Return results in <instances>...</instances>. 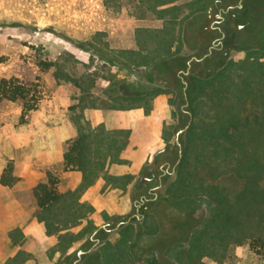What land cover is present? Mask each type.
Returning a JSON list of instances; mask_svg holds the SVG:
<instances>
[{"label":"rangeland","instance_id":"374dc122","mask_svg":"<svg viewBox=\"0 0 264 264\" xmlns=\"http://www.w3.org/2000/svg\"><path fill=\"white\" fill-rule=\"evenodd\" d=\"M186 1L0 0V77L14 76L39 90L32 110L24 111L20 101L0 103V167H13L7 156L11 141L18 148L19 143L27 144L17 153L22 156L40 148L56 126L63 135L67 126L74 133L60 140L61 151L81 131L98 140L99 152L90 157L86 173L64 170L63 162L42 166L57 176L64 171L80 174L62 200L35 215L45 233L56 236L58 264H72L78 251L77 264L83 259L100 261L98 245L106 234L98 227L108 215H97L95 200L84 197L99 179L104 181L102 194L116 190L130 195L131 210L122 219L135 212L139 185H156L139 204L141 225L134 248L139 257H153L156 252L148 249L163 239L162 264H264V244L255 240L264 239V0L246 5L248 16L233 21L226 17L227 53L189 67L191 55L205 51L198 52V41L200 35L205 39L203 28L215 19V11L209 19V12L191 17L194 6ZM182 79L187 106H182ZM135 109L142 117L153 115L160 121L158 141L137 171L111 174L114 164L130 165L132 159L121 157L130 141L136 150L145 146V139L137 135L138 140H131V128H108L104 120L93 125L85 113H111L109 119L121 123L125 113ZM179 129L180 150L175 140ZM109 138L115 139L111 154L106 153ZM162 162L168 164L167 173L158 183ZM152 174L155 180L146 179ZM219 197L235 202L233 214L243 223L242 240L192 244L210 222ZM154 225L160 227L156 235ZM132 231L117 233L124 248L132 242Z\"/></svg>","mask_w":264,"mask_h":264},{"label":"crops","instance_id":"0c3cea01","mask_svg":"<svg viewBox=\"0 0 264 264\" xmlns=\"http://www.w3.org/2000/svg\"><path fill=\"white\" fill-rule=\"evenodd\" d=\"M216 1L219 0H188L186 1V5L192 4L194 6L193 9L190 7V9H192L191 17H197V15L203 13L207 14V12H209L206 17L209 19L212 18V11H217L215 7ZM217 17L218 16H215V19ZM215 19L211 20L210 23L203 28L204 30L208 29L211 35L217 31L215 30V26L220 25ZM212 26L215 28H212ZM228 26H230V21L228 22ZM203 32L201 31L199 34ZM206 34H208V32ZM199 43L200 40L198 41V44ZM227 51L228 50H226L225 53H227ZM217 71L215 74L219 72ZM85 114L93 125L104 120L108 128L122 126L131 128V140L134 138L138 140L139 135L142 139H145V146L137 148L136 150H133V143L130 141L128 147L121 154L122 158L132 159L130 165L114 164L109 168L111 174L117 175L137 171L138 166L143 161L147 152L155 145L156 141H158L159 131L157 124L159 125L160 121L158 123L153 115L142 117L141 111L138 109L126 112L125 119L121 123H118L114 119H109L111 113L104 112L103 114L105 117H101L103 116L102 113L96 110H87ZM73 134L72 127L70 128L67 126V130L63 135L59 132V127L56 126L50 133V139L43 140V143L41 142L42 144L39 146L40 148L37 150L30 149L29 152H25L22 156L17 153L21 150L24 151L23 148H26L27 144L23 145L19 143L18 148L13 141L10 142V149L7 156L14 162L12 176L16 179L11 185H3L0 183V264H36L37 261L39 264H58L59 253L54 249L57 242L56 236L47 235L43 224L36 220L35 215L40 209L35 203L32 189L39 181L45 178V172L44 169H42L43 165L47 166L51 163L56 165L62 164L63 150L61 151L59 142L64 137L68 138L74 136ZM144 147L147 149L146 152H144ZM164 150L165 149H163V151ZM4 168L3 166L0 167V176ZM165 173H167V171H165ZM57 178L58 182L56 188L59 192L63 193L68 188L72 189L75 187L79 182L80 174L77 171H64L61 172ZM142 178L143 175H141L140 179ZM162 180L161 178V181ZM150 181L152 180L150 179ZM161 181L158 183H161ZM103 185L104 181L99 179L84 194V197L95 200L97 215H100V212H106V215H108V218L100 223L98 227V229L106 234V237L101 239L102 242L98 245L100 247L99 251L101 253V258L100 261L98 260L95 263L83 259L82 261H78V264H147L146 254L144 256L140 255L139 257V253L136 254L134 250V248H136L135 242L139 240L137 233L141 225V222L138 221L139 205L136 204L137 200L134 199L136 209L135 212L131 214L134 220L131 221V217L122 219L130 213L131 209L130 206H128L130 202V198L128 199V197H130V195L128 196L126 192L122 196L119 193L120 191L116 190L111 193L102 194L101 188ZM154 188H151V190ZM153 196H156L155 192ZM118 216L119 218H117ZM130 228L134 230L132 231V242L128 248H124V245L118 242L120 237L117 233ZM153 230H155V235L159 233V225H154ZM115 235L116 238L111 242L109 239L111 236ZM107 241L110 242L107 243ZM161 242L163 244L161 248L163 249L165 241L162 239ZM152 245H154L153 241H151V246ZM120 246H123L124 249H121ZM150 249H154V246ZM150 249H148V252ZM121 252L129 255L131 260H124L125 255L121 256ZM75 260L72 261V264Z\"/></svg>","mask_w":264,"mask_h":264},{"label":"trees","instance_id":"16d2710c","mask_svg":"<svg viewBox=\"0 0 264 264\" xmlns=\"http://www.w3.org/2000/svg\"><path fill=\"white\" fill-rule=\"evenodd\" d=\"M2 61L3 58L0 56V62ZM3 100L20 101L24 111L32 110L37 106L39 90L36 85L33 87L27 86L14 76L0 77V103ZM186 101L188 100L186 99L185 102ZM108 140H110V144L106 145V153L111 154V145L115 143V139L109 138ZM95 141L97 142H94L91 133L86 131L79 132L75 138L71 139L67 143V147L62 155L64 170L78 169L86 173L91 162L90 157L99 152V147H97L98 140ZM15 179L16 178L12 176V165L8 163L0 176V183L3 185H11ZM57 182V175L51 170H47L44 180L39 181L33 187L32 192L35 203L40 210L48 211L53 205L62 200L64 195L57 190ZM141 189H144V194L141 193ZM205 191L209 197H213L211 188H207ZM170 193L174 199L178 198L176 190H172ZM146 195L145 188H137L135 195L137 200H140L142 196L146 197ZM228 200L229 199L226 198L221 200L219 197L216 201V207L214 208V213L210 222L208 221V223L204 224L198 237L192 238V244L204 245L205 242H212L215 239L220 241L226 240L229 243H239L242 240L240 229L243 228V223L233 214L235 202L230 203ZM255 240L264 244V239L261 236L257 237ZM161 246L163 247V244L160 240L154 245V249H150V253L156 252V254H153V257L147 259V264H162L159 260L160 257L163 256L161 252L163 249ZM156 250H158L159 253Z\"/></svg>","mask_w":264,"mask_h":264},{"label":"flooded vegetation","instance_id":"af4514ba","mask_svg":"<svg viewBox=\"0 0 264 264\" xmlns=\"http://www.w3.org/2000/svg\"><path fill=\"white\" fill-rule=\"evenodd\" d=\"M252 0H219L215 2V7H216V12H215V16H218L215 21L220 23V25L218 26H212V28H215V30H217L216 32L212 33V35L210 34L209 30L206 29V33L209 32L205 39H204V35H201L202 39L200 40V43L198 44V52H203V48L206 47L203 52V55L198 56V55H191L189 61H188V67L190 66V64L194 61H202L204 58H212V61L215 60V54L218 53H222L225 54L226 52V48L224 47V38L226 37L227 32L224 30L229 28L228 26V22L230 21V19H226V17H230L231 21L238 19L240 16L244 15V16H248V14H245L246 11L248 13V8H246V5H250ZM254 2V1H252ZM247 18V17H246ZM243 24L238 25V28H242ZM205 40V41H204ZM207 44V45H206ZM187 67V70H188ZM185 103L182 104V106H184ZM163 166H165L166 168L163 169ZM167 167L168 164L167 162H162L159 165V170H161V173L158 175L157 177V182L161 181V175L165 173V171H167ZM146 179L148 180H155L156 178L154 177V174H152L149 178L146 177ZM156 186V185H155ZM140 188H145L146 189V193L150 192L151 188H154V186L148 187L147 184H140L139 186ZM141 193H145L144 189H141ZM146 197H141L140 200L136 199V204L139 205L142 203V201L145 200ZM135 204V205H136Z\"/></svg>","mask_w":264,"mask_h":264},{"label":"water","instance_id":"95a60500","mask_svg":"<svg viewBox=\"0 0 264 264\" xmlns=\"http://www.w3.org/2000/svg\"><path fill=\"white\" fill-rule=\"evenodd\" d=\"M182 81V83L184 84V88H183V90H184V99L186 100L187 99V97H186V94H185V87H186V81L185 80H181ZM188 104V101H186L185 102V104H184V106H186ZM189 113V112H188ZM190 114V113H189ZM187 127V125L183 128V129H185ZM183 129H179L178 130V132H177V134H176V138H175V140H176V142H177V144H178V146H179V150H180V144H179V142H178V135H179V133L183 130ZM181 156V152H179V157ZM179 162V159H177V161H176V163H178ZM171 171H174V167L172 168V170ZM81 253V251H78V254H77V259L74 261V263L73 264H76V262H77V260H78V258H79V254Z\"/></svg>","mask_w":264,"mask_h":264}]
</instances>
